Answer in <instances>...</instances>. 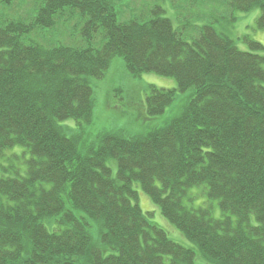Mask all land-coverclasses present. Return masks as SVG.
Returning <instances> with one entry per match:
<instances>
[{
	"label": "trees",
	"instance_id": "obj_1",
	"mask_svg": "<svg viewBox=\"0 0 264 264\" xmlns=\"http://www.w3.org/2000/svg\"><path fill=\"white\" fill-rule=\"evenodd\" d=\"M216 1L259 9L264 29V0ZM149 12L122 22L110 0H40L32 24L0 25V151L30 154L23 175L15 167L0 176V264H199L197 254L209 264H264L263 46L244 37L249 51L241 50L210 22L187 40L160 5ZM75 15L83 39L100 34V47L23 41ZM116 57L133 77L176 81L148 85L149 117L177 93L190 89L189 99L163 126L144 135L103 131L80 153L66 122H91V80ZM135 184L195 250L141 210ZM200 196L220 218L211 203L195 202Z\"/></svg>",
	"mask_w": 264,
	"mask_h": 264
},
{
	"label": "rangeland",
	"instance_id": "obj_2",
	"mask_svg": "<svg viewBox=\"0 0 264 264\" xmlns=\"http://www.w3.org/2000/svg\"><path fill=\"white\" fill-rule=\"evenodd\" d=\"M118 15L119 21L136 19L139 21L150 18L149 10L160 5L164 9L163 15L170 18L173 25L178 27L184 38L190 40L197 35L198 28L203 23L210 22L218 31L228 36L235 45L244 51H249L248 43L244 37L255 40L263 46L256 53L264 56V29H258L256 19L260 14L259 9L249 12L233 11L216 0H110ZM202 1V2H201ZM185 4H188L185 5ZM40 5V0H0V25L7 21H21L32 24L35 12ZM176 6H181L180 10ZM82 22L76 15L73 18L60 21L53 28H33L23 36L26 43H39L42 46L63 45L75 48H83L88 45L98 48L103 38L97 34L90 42L83 39L80 34ZM95 104L93 117L90 123H75L68 120L71 127V135L78 137V149L80 153L96 142L98 135L103 131L120 130L125 136L144 135L151 129L167 124L176 116L187 100L190 89L183 93H177L174 100L160 115L149 117L145 108V97L148 93V85L171 89L176 88L174 78L143 73L139 77L131 76L119 57L113 58L105 75L102 78L91 80ZM63 123V122H62ZM23 148L14 147L0 151V176L15 175L13 169L19 168L20 174H24L25 160L30 157ZM17 154L19 157H14ZM107 165L111 168L112 176L116 174L117 166L114 159H108ZM201 190L197 187L192 190ZM137 191V203L143 212H152L151 220L159 225L175 242L195 250L193 243L183 235L159 213V210L149 198L135 184ZM197 192V191H195ZM195 202H209L204 196L195 199ZM205 202V203H204ZM213 217L220 218L221 213L215 202ZM92 225V224H91ZM92 239L97 238V233L91 229ZM196 261L199 264H209L197 254Z\"/></svg>",
	"mask_w": 264,
	"mask_h": 264
}]
</instances>
